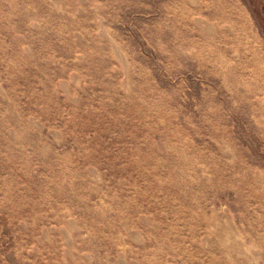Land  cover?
I'll return each mask as SVG.
<instances>
[{
	"label": "rangeland",
	"instance_id": "rangeland-1",
	"mask_svg": "<svg viewBox=\"0 0 264 264\" xmlns=\"http://www.w3.org/2000/svg\"><path fill=\"white\" fill-rule=\"evenodd\" d=\"M0 264H264V0H0Z\"/></svg>",
	"mask_w": 264,
	"mask_h": 264
}]
</instances>
